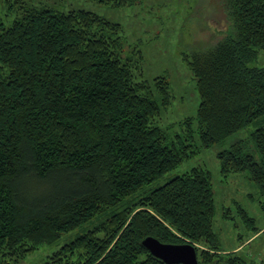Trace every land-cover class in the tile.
<instances>
[{
	"label": "trees",
	"instance_id": "trees-1",
	"mask_svg": "<svg viewBox=\"0 0 264 264\" xmlns=\"http://www.w3.org/2000/svg\"><path fill=\"white\" fill-rule=\"evenodd\" d=\"M221 1L227 24L183 56L200 101L180 131L156 120L170 102L169 83L164 75L142 78L121 58L119 23L89 10L24 3L10 25L0 22V264L102 212L109 216L94 230L42 264H166L142 245L148 235L191 242L200 264L252 263L242 248L262 228L239 207L247 232L235 248L222 247L205 168L193 166L123 202L200 147L258 123L217 156L222 173H249L264 216V67L255 64L264 52V0Z\"/></svg>",
	"mask_w": 264,
	"mask_h": 264
},
{
	"label": "rangeland",
	"instance_id": "rangeland-1",
	"mask_svg": "<svg viewBox=\"0 0 264 264\" xmlns=\"http://www.w3.org/2000/svg\"><path fill=\"white\" fill-rule=\"evenodd\" d=\"M9 1L10 3L0 2V22L4 26L10 25L18 14H21L20 3H24L26 7H46L60 11L89 10L119 23L121 31L118 52L121 58L126 63L137 66L136 71L141 70L142 78L150 82L160 75L167 79L170 102L160 108L156 120H159V125H170L169 130L176 131H180L179 125L184 118L196 115L200 101L195 78L183 56L197 45L206 43L211 38L206 39L208 31L212 28L227 24L223 21L221 0H135L133 4L122 7L102 4L98 0ZM208 25L211 28H208ZM255 64L264 67V52H259ZM258 125L251 124L240 129L228 136L222 144L200 147L195 154L123 202L127 204L138 199L193 166L205 168L211 173L214 192L215 211L212 227L218 234L222 247L235 248L247 232L239 213L241 207L254 218L255 225L262 228L242 251H251L245 253L252 261L251 264H264V216L260 208L263 195L247 171L231 172L227 175L222 173L217 156L220 149L228 147L235 139L245 137ZM108 216L109 213L102 212L79 229L62 234L55 243L40 245L12 264H42L61 246L85 232L94 230V226ZM71 262L75 263V259L71 258Z\"/></svg>",
	"mask_w": 264,
	"mask_h": 264
},
{
	"label": "water",
	"instance_id": "water-1",
	"mask_svg": "<svg viewBox=\"0 0 264 264\" xmlns=\"http://www.w3.org/2000/svg\"><path fill=\"white\" fill-rule=\"evenodd\" d=\"M141 243L153 256L166 264H200L196 247L191 242H162L156 237L148 235L141 240Z\"/></svg>",
	"mask_w": 264,
	"mask_h": 264
}]
</instances>
